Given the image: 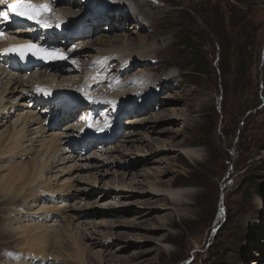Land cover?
Masks as SVG:
<instances>
[{"label": "rangeland", "instance_id": "obj_1", "mask_svg": "<svg viewBox=\"0 0 264 264\" xmlns=\"http://www.w3.org/2000/svg\"><path fill=\"white\" fill-rule=\"evenodd\" d=\"M80 1L81 8L78 9L77 15L83 12L86 4L85 1ZM95 2L101 10L108 8L106 0ZM150 2L164 6L153 7L151 4L143 6L145 14L141 13L140 21L143 17L148 19L152 16V23L143 26L137 34H133L127 28L132 26V22L122 27L124 22L119 15L112 18L114 14H96L87 21L100 22L97 39L100 37L106 40L114 39L116 33L120 34L118 38L123 41L116 45L118 46L116 49L143 48L144 51L150 52L149 55H157L147 58L151 70H140L139 67L143 64L137 62L127 75L129 78L135 76L140 79L143 76H150L153 79H163L169 72L175 74L176 84L172 89L163 90L159 94V99L163 97L164 102H169L166 99L169 95L185 93L184 99L179 102L177 108L180 115L183 110L186 112L182 115L187 114L185 117L188 120H184L185 117L180 118L182 123L174 124L172 128L168 123V116L172 111L168 114L165 112V119L161 121L163 124L157 126V130L160 131L155 134V137L162 142H157L154 138L153 146L150 148L146 147L148 140L145 137H138L140 141L135 144L141 147V155L148 157L157 154L151 157L152 162L149 165H144L143 162L134 163L132 170L140 172V176L136 179L144 183L140 184L139 188L131 186L132 174L125 175L126 181L129 180V183L127 182L129 189L135 188L141 195H135L128 201L133 202L128 208L135 207L132 208L131 214L127 215L128 213L124 211L122 213L125 218L117 219L127 221L125 223L127 225L131 221L135 225V222H140L135 217L150 212L147 216L141 217L146 220L141 227L124 228L123 225L122 228L114 230L102 228L104 233L110 231V235L114 238L117 234L123 233L139 235L133 239L116 237L110 240L113 244L109 249L97 247L89 252L87 262L88 264H251L252 261L257 260L262 263L264 257L260 252L264 241V0H150ZM141 8L142 6L137 5L136 13ZM77 24L80 28L84 26L83 22ZM87 25L95 26L93 23ZM79 39L74 38L72 41ZM87 42L88 40L80 41L72 45V48L78 50L79 45ZM95 46L89 51L78 52L81 55L79 60L96 58L105 62L115 59L114 61L117 63L119 60V63L113 68L114 72L116 69H124L120 55H117L118 52L112 53L110 57L104 52L113 51L112 48ZM65 65L71 69L65 73L66 77L82 78L81 70H76L71 63ZM99 70L101 71L102 68ZM38 75L39 73L36 74ZM126 81V77H123L113 81L114 85L111 86L134 85L128 84L132 80ZM107 85L110 86L109 82ZM50 104L52 105L48 107ZM39 111L45 118L43 123L45 122L44 125L48 129L51 124L56 123L59 130L70 132L66 124L73 121L69 124L74 125L77 122L75 120L77 116L68 120L62 119V113L53 103L40 106ZM57 112L59 113L55 119L54 115ZM139 113L124 115L122 119L146 114ZM165 121L167 124H164ZM9 122L10 120L0 130L9 125ZM182 124H186L187 129L184 130ZM169 126L171 129L179 130L180 133L176 136L170 130L162 131ZM129 128L130 126H126L121 131L120 140L132 131ZM133 131L143 133L144 129L135 127ZM181 140L185 146L193 147L199 152V160H188L180 153L181 148L177 142ZM119 142L115 141L113 145ZM158 145L164 146L166 150H161ZM93 148H98L96 150L100 152L106 147L98 145ZM84 153L88 154L90 151ZM137 153L135 149L133 155ZM31 157L32 154H29L23 159L29 160ZM121 167L117 161L109 167L111 173L117 170L119 174L117 180H121L122 173L126 172ZM143 173L148 176H141ZM109 176L108 179L114 178V182H117L114 175ZM87 179L92 182V179ZM170 183H173L175 188L179 187L185 191L179 203L167 196L160 198L146 194L142 197L143 192L150 190L151 186L169 189ZM98 184L97 187L100 188H94V183L88 185L91 186L89 188L91 192H96L91 196V201H94L96 195L103 189L104 182ZM1 201L2 197H0ZM85 202L79 204L80 207L85 208ZM8 205L0 203V264L17 262L22 256L20 247L17 246L19 239L17 236L11 237L6 231L12 226L11 223H15L12 219L14 216L7 209ZM242 208L246 209L245 212H240ZM62 213H58L61 224L58 230L65 233L67 228L73 229L74 220L69 218L70 213ZM219 215L220 219H218ZM70 230L69 234L72 233ZM111 231L116 235L114 236ZM130 241L135 246L128 249L126 245L124 251L116 252L119 245L129 244ZM147 249L150 252H146ZM144 250L146 253L135 256L134 253ZM102 252L105 254L103 259L99 257ZM119 256L124 258L121 259ZM47 261V264H60V260L51 256Z\"/></svg>", "mask_w": 264, "mask_h": 264}, {"label": "bare ground", "instance_id": "obj_2", "mask_svg": "<svg viewBox=\"0 0 264 264\" xmlns=\"http://www.w3.org/2000/svg\"><path fill=\"white\" fill-rule=\"evenodd\" d=\"M106 1L108 8L105 9V12L108 15L114 14L112 18L119 15L124 22L122 27L132 22V26L127 28L133 34H137L143 26L152 23V16L148 19L143 17V20L140 21L141 15L145 14L143 6L148 4L153 7L164 6L152 4L150 0L143 2L140 0L138 2L136 0ZM53 3L54 10L46 19L49 22H68L72 23L75 28L77 23H82L83 20L86 21V18H90L87 16L91 12L88 7H85L83 12L77 15L78 9L81 8L80 0H75L69 4L63 3V0H55ZM137 5L142 6V8L136 13ZM3 7V5H0V10H3ZM169 13H172V11H169ZM89 23H93L95 26L85 24V28H88V30L78 34L83 38L77 41L88 40V42L79 45L78 50H75L72 46L67 47L69 40L63 43L62 37L52 36L53 45L61 47L66 54H69L66 52L67 48L68 52L73 53L69 55L67 61L60 60L57 61L58 63L54 61L48 66L40 68L37 72L39 73L38 76L34 72L30 76H24L14 71L12 65L10 68L7 67L5 57L1 55V46L5 45L9 39V41L14 39L15 42L19 39L31 38L40 40L45 37L46 31H53L54 29H43L35 23L37 24L36 28L29 27L26 30H17L15 34L19 38L14 37L15 34L12 37H0V128L10 120L9 125L0 130V197H2L0 203L1 205L9 204L7 209L14 216V218H11L15 223H11L12 226H8L10 228L6 231L11 237L17 236L19 239L17 246L20 247V255H22L20 257L17 254L20 257L19 261L9 264H47L50 256L53 259L60 260V264L62 260H64L62 264H88V253L97 247L109 249L113 244L110 243V240L116 237L133 239L138 236L139 234L132 235V233H129L130 236L123 233L121 235L117 234L114 238L110 235V231L104 233L101 230L102 228L114 230L115 228H122L123 225L124 228L128 226L129 228L132 226L141 227L143 226L142 223L146 221L141 217L147 216L150 212L136 215L135 219L140 222H135V225L131 221L127 225L125 224L127 221L117 219L118 217L125 218L122 213L124 211L128 213L127 215H130L132 208L135 207L128 208L133 205V202L128 201L135 195H141L135 188L129 189V180L126 181L125 175L132 174L131 179L133 181L131 184L133 185L131 186L139 188V185L144 183L136 179L140 176V172L132 170L135 166L134 163L143 162L144 165H149L152 162L151 157L157 154L144 157L140 154L141 147L135 143L140 141L139 136L148 140L146 147L151 148L155 139L157 142H162L155 137V134L160 131L157 130V126L163 124L161 121L165 119V112L168 114L169 111H172L168 116V123L171 127L174 124L178 125L182 121L180 118L184 119L187 115H182L186 113L184 110L180 115L177 108L179 102L184 99L185 93L169 95L166 98L169 102H164L165 98L163 99V97L159 99V94L163 90L172 89L177 82V76L171 72L163 79H153L150 76H143L140 79L136 77L135 80L128 83L134 84L131 87L125 86L126 84L120 87L108 86L107 83L110 79L123 76L129 77L127 74L137 65V62L143 64L142 67H139L140 70H151L147 58L157 57V55H149L150 52L144 51L143 48L136 50L116 49L118 47L116 45L121 44L123 41V39L118 38L120 34L116 33L114 39L106 40L103 39L104 37L97 39L99 37L96 35L99 22L91 20V22L88 21ZM171 44H173L172 41ZM10 45L11 42L8 46ZM95 45L112 48L113 51L104 52L110 57L112 53L118 52L117 55H120V61L124 64V66L122 65L124 69H116V72H114L113 68L119 63V60L116 63L115 59L103 64L95 61L82 63L78 61L77 57L81 56L78 52L94 49ZM73 60L76 61L75 64ZM64 62L73 63L75 69L84 66L81 69L83 71L82 78L77 80L79 76L66 77L64 73L70 69L65 66L66 63ZM104 71L108 72L102 74ZM38 89L47 91L50 95H44V92L38 91ZM144 100H147L145 104ZM111 101H116V103H106ZM46 103H53L56 108L61 110L65 120L74 118L76 112L80 114L87 108L89 111L85 112L80 119V124H69L67 126L70 132L59 130L56 125L48 129L43 124L45 118L41 116L40 111L35 110ZM85 104L87 107L83 109L82 106ZM135 104H138V107H135ZM71 108H75V112L67 113V109ZM136 108L138 109L136 110ZM120 112L127 115L137 112H146V114L120 120ZM149 114L151 115L147 116ZM97 116L99 117L97 118ZM184 120H188L187 117ZM96 124L105 125V128L98 129ZM164 124H167V121ZM125 126H130L129 130L132 131L128 132L129 134L127 133L123 140H120L121 138H118L119 133ZM182 126L184 130L188 127L186 124H182ZM135 127L144 129V132L133 131ZM169 127H165L162 131L170 130L176 136L180 133L179 130L176 131ZM92 134L98 136L97 144H95ZM151 134L152 136H150ZM86 137H88L89 142H87ZM115 139L117 142L120 140V142L114 146L115 142L113 141ZM177 144L181 148L180 153L188 160L200 159L199 152L193 147L185 146L183 140L177 142ZM98 145H103L106 148L99 152L96 150L98 148H93ZM160 148L166 150L164 146ZM135 149L138 153L133 155ZM85 151H90V153H84ZM29 154H32V157L29 160H24L23 158L26 155L29 156ZM130 156L133 158H130ZM114 161H117V164L126 170L125 173H122L121 180H117V175H119L117 170L114 173L110 172L109 167L113 165ZM121 162H124V164H121ZM109 175H114L117 182H114V178L108 179ZM143 175L146 174H141V176ZM87 178L92 179V182ZM99 182H104L103 189L96 195L95 200L91 201V196L96 192H91L89 190L91 186L88 185L94 183V188H100L97 187ZM169 187V189H163L161 186H151L150 190L143 192L142 197L146 194L152 195V197L160 196V198L161 196L163 198L167 196L174 202L179 203L185 193L184 189L175 188L173 183H170ZM84 202L86 207H80L79 204ZM90 208L96 209L86 211ZM250 209H254V207ZM245 210V208H242L240 212H245ZM59 212L70 213L69 218L74 220L73 224L71 223L73 229H69L72 231L71 234H69L68 228L65 233L58 230L61 225L59 223ZM220 215L218 219H220ZM115 222H119V224H115ZM112 234L116 235L115 233ZM140 238L138 237V239ZM131 242L119 245L116 252L118 250L124 251L126 245L128 249L135 246ZM261 249L262 252L260 253L264 257V241ZM144 252L145 250L134 254L137 257ZM146 252H150V250L147 249ZM96 255L98 256V253ZM103 255L105 256L104 252L99 254V257L103 259ZM119 258L123 259L124 256H119ZM251 264H264V262L259 263L254 260Z\"/></svg>", "mask_w": 264, "mask_h": 264}, {"label": "snow or ice", "instance_id": "obj_3", "mask_svg": "<svg viewBox=\"0 0 264 264\" xmlns=\"http://www.w3.org/2000/svg\"><path fill=\"white\" fill-rule=\"evenodd\" d=\"M3 10H0V20H7L10 17V14H15L18 17L26 18L27 20L35 21L37 24L42 25L44 28L50 27V25L42 18V13L47 11L49 6L44 4H34L31 3L30 0H15L13 3H6V0H0V5H5ZM34 55L38 54L40 51L39 47L35 44H28L21 46L19 48H12L8 49L7 51L10 52H18L20 56H24L26 51H32ZM42 59H47L50 61H60V60H67L69 58L68 54L61 53L57 50H52L47 52L45 55L41 57ZM75 64L76 61L73 60ZM38 91H43L44 95H50L47 91L42 89H38ZM115 104L116 101L106 102Z\"/></svg>", "mask_w": 264, "mask_h": 264}]
</instances>
